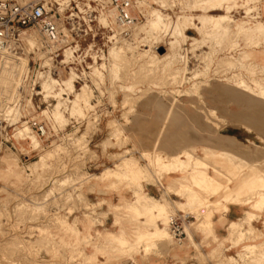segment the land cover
Segmentation results:
<instances>
[{
    "label": "rangeland",
    "instance_id": "1",
    "mask_svg": "<svg viewBox=\"0 0 264 264\" xmlns=\"http://www.w3.org/2000/svg\"><path fill=\"white\" fill-rule=\"evenodd\" d=\"M40 1L59 41L27 28L0 77L14 133L0 137V264H264V0H130V26L116 21L121 0ZM198 172L229 185L210 194ZM142 173L143 192L170 202L155 229L131 204ZM190 174L180 208L168 178ZM235 193L248 212L229 237L200 227ZM177 209L195 216L181 243Z\"/></svg>",
    "mask_w": 264,
    "mask_h": 264
},
{
    "label": "built area",
    "instance_id": "2",
    "mask_svg": "<svg viewBox=\"0 0 264 264\" xmlns=\"http://www.w3.org/2000/svg\"><path fill=\"white\" fill-rule=\"evenodd\" d=\"M130 0H121L116 16V21L122 26H130L134 19L130 14ZM48 2L40 0L18 1V0H0V68L3 65L7 50L13 45L15 39L27 28L33 27L41 35L43 43L49 46L55 45L60 39V27L54 16L50 15ZM0 119V137L8 142L14 136L9 134L10 125L3 124ZM27 127L37 136H43L46 133V126L37 119H28ZM19 139H22L19 137ZM12 147L13 142H10ZM181 215H172L168 220V229L171 237L181 243L186 237L185 225L190 223V218H195L190 213L181 211Z\"/></svg>",
    "mask_w": 264,
    "mask_h": 264
},
{
    "label": "crops",
    "instance_id": "3",
    "mask_svg": "<svg viewBox=\"0 0 264 264\" xmlns=\"http://www.w3.org/2000/svg\"><path fill=\"white\" fill-rule=\"evenodd\" d=\"M174 127H176V128H174ZM166 128H167L166 131L176 130V131H180V133L182 131L184 132L183 129H180V124L177 125V124L172 123L170 128H168V127H166ZM226 132H229V131H226ZM235 135H236L235 131H232L229 134H226V137H234ZM172 170H174V169H172ZM193 175L196 176V178H198L200 180L202 186H204L205 189L207 188V190L214 192V193H210V194H216L217 195L218 193H220V190L221 191L224 190V188H226V186L229 185V184L224 185L222 183L220 184V181L216 180V178L212 177L209 174L208 175L212 178L211 182H205L201 178H199V172L197 174L193 173ZM141 176L143 178L138 183H136L137 190H138L136 198H135V200L131 201V204L137 206V208L140 210L141 214L147 215L146 221L141 220L142 225L147 226V227L150 226V229H155V227H160L157 225L156 220L161 218V217L158 216V211H156V210L150 211L149 207L152 206L155 202L162 203V202H164V200L167 201L169 204H170V202L165 197H163L162 199H157L154 197V195L157 196L160 194V188H158V186H156V185H145L144 186V192H143L142 181L149 180V177L145 173H142ZM191 178H192L191 174L190 175L176 176V177H174V176L171 177L169 175L168 179L170 182H168L167 189H166L165 193L167 194V192H172L171 194L174 197V199H172V202L177 203V205L180 208L185 207V205L191 203V201H188L187 198H186V202H185V200L181 197L182 194H180L181 189H184L185 187L189 186V185H187L188 182L191 186L196 187L193 183V179H191ZM175 183L178 184V186H179L178 191H168L169 188ZM236 197H237V194L235 193L234 195H232L230 197V199L232 200V202H230V204L229 203H227V204L222 203L224 210L209 212L206 215V218L204 219L203 224H200V227L208 226L209 230H212L214 235H220V236L226 235L229 237L231 235V233L233 232V230L235 229L236 225L239 224V222H237V221L243 219L248 212V210H244L243 207L241 206V204H245L246 202H243L238 197L237 198ZM172 206H173V204H172ZM124 207H125V205H124ZM180 211H182V210L177 209V212H178L177 214H179ZM167 212H168V210H167ZM167 212L162 213V215L164 216L165 214H167ZM244 212H245V214H244ZM227 230H228V233H227ZM225 231H226V234H224ZM107 233L119 234V233H115L113 231H107ZM187 234H188V237L189 236L192 237L191 231L187 230L185 239L187 238ZM194 234H195L194 236H196L197 241L199 240L198 242L200 243L202 241V234H200L199 232H197V233L194 232ZM228 247H230V246H228ZM202 248H204V246H202Z\"/></svg>",
    "mask_w": 264,
    "mask_h": 264
},
{
    "label": "bare ground",
    "instance_id": "4",
    "mask_svg": "<svg viewBox=\"0 0 264 264\" xmlns=\"http://www.w3.org/2000/svg\"><path fill=\"white\" fill-rule=\"evenodd\" d=\"M162 18V17H161ZM161 18H160V21H161ZM162 20L164 21V19L162 18ZM7 55H6V57L4 58V62H3V65H2V67L0 68V77L2 76V75H7L9 72H6L4 69L6 68V66H7ZM9 77V76H8ZM11 82H9V83H11L12 84V86L13 85H16V84H18L19 82H20V76L19 75H16V74H12L11 73V80H10ZM233 123V122H232ZM237 124V123H236ZM235 124V125H236ZM34 144L36 145V146H38L37 144H38V141H34ZM232 152H234V153H236V151H232ZM262 170V169H261ZM175 185H176V183H175ZM177 186V185H176ZM177 188V187H176ZM176 188H175V190H176ZM169 189H171V188H169ZM173 190H174V187H173ZM170 191H172V190H170ZM177 191H178V189H177ZM149 209L151 210V209H158L159 211H161V210H163V209H165V205H163V204H161V203H158V202H156V204H154L153 206H151V207H149ZM152 210V211H153ZM154 234V236H155V238H157L158 239V241H164V237L162 236V235H160L159 234V230H156L155 232H153ZM155 241V240H154ZM162 243V242H161Z\"/></svg>",
    "mask_w": 264,
    "mask_h": 264
}]
</instances>
